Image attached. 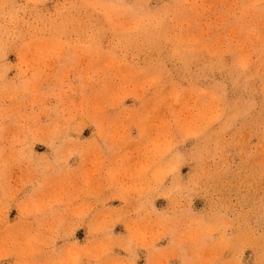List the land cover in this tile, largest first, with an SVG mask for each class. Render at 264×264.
Masks as SVG:
<instances>
[{"label": "rangeland", "instance_id": "rangeland-1", "mask_svg": "<svg viewBox=\"0 0 264 264\" xmlns=\"http://www.w3.org/2000/svg\"><path fill=\"white\" fill-rule=\"evenodd\" d=\"M67 257L264 264V0H0V264Z\"/></svg>", "mask_w": 264, "mask_h": 264}, {"label": "crops", "instance_id": "crops-1", "mask_svg": "<svg viewBox=\"0 0 264 264\" xmlns=\"http://www.w3.org/2000/svg\"><path fill=\"white\" fill-rule=\"evenodd\" d=\"M67 250H69V249H67ZM67 264H73L72 262H71V259L69 258V257H67V262H66ZM38 264V263H37ZM51 264H55V263H51ZM61 264H64V263H61Z\"/></svg>", "mask_w": 264, "mask_h": 264}]
</instances>
